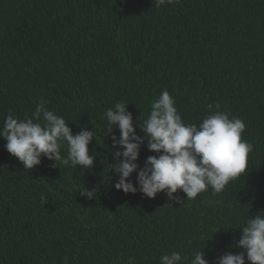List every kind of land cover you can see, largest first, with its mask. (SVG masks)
<instances>
[{
    "label": "trees",
    "instance_id": "obj_1",
    "mask_svg": "<svg viewBox=\"0 0 264 264\" xmlns=\"http://www.w3.org/2000/svg\"><path fill=\"white\" fill-rule=\"evenodd\" d=\"M164 89L186 124L216 104L244 121L254 150L222 193L170 201L115 189L119 131L107 134L104 113L127 104L144 136ZM41 98L73 134L96 130L94 162L82 171L42 156L25 170L0 138V264H160L172 251L190 264L204 246L215 264L243 251L230 247L239 227L264 211V0H0V123L31 117ZM152 155L145 139L137 163Z\"/></svg>",
    "mask_w": 264,
    "mask_h": 264
},
{
    "label": "clouds",
    "instance_id": "obj_2",
    "mask_svg": "<svg viewBox=\"0 0 264 264\" xmlns=\"http://www.w3.org/2000/svg\"><path fill=\"white\" fill-rule=\"evenodd\" d=\"M178 3L180 0H156L157 7ZM46 105L47 101L41 98L31 117L18 119L11 113L4 117L0 123V138L6 141V151L17 158L25 170L38 166L42 156L54 161V166L59 162L66 168L90 169L94 155H89L88 145L96 139V130L83 129L73 134L69 123ZM126 106L118 102L114 108L106 110L103 117L107 134H112L114 128L119 131L118 138L111 135L112 157L117 162L110 164L109 171L117 174L115 189L126 194L139 191L149 199L164 192L170 201L176 199L173 194L179 190L191 200L209 189L214 195L220 194L230 182L246 173L249 154L254 150V146L242 138L246 125L242 119L230 118L229 113L220 111L219 104L215 105V111L212 105L207 106L210 114L199 125L186 124L174 98L164 89L151 103L147 118L141 120L139 127L144 136L136 134ZM145 139L147 149L158 155L148 156L140 167L137 160ZM134 172L136 186L129 179ZM81 194L89 199L94 197L92 190ZM41 203H47L44 196ZM239 228V239L230 247L243 251L226 252L216 258L215 264H245V260L248 264H264V211L249 216ZM203 249L193 254L190 264H209ZM159 259L160 264H182L186 257L172 251Z\"/></svg>",
    "mask_w": 264,
    "mask_h": 264
}]
</instances>
